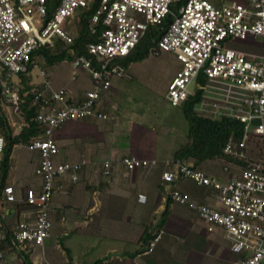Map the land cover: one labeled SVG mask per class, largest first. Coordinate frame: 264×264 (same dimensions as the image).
<instances>
[{
  "label": "built area",
  "instance_id": "built-area-1",
  "mask_svg": "<svg viewBox=\"0 0 264 264\" xmlns=\"http://www.w3.org/2000/svg\"><path fill=\"white\" fill-rule=\"evenodd\" d=\"M90 2L59 0L49 14L50 0H0V93L12 114L20 113V94L14 77L27 71L33 51L53 44V36L71 43L73 37L63 26L78 8H86ZM173 4H178L176 12ZM166 15L172 20L152 52L173 53L180 63L165 92L168 102L178 106L193 94L189 86L199 73L209 81L236 85L247 96L235 102L203 99L195 107L200 116L212 119L224 116L242 123L240 136L230 134L223 144V152L229 158L223 171L234 169L229 179L218 180L180 159L169 162L161 179L167 186L182 179L216 190L219 206L195 202L187 192L171 186L168 195L172 202L186 204L209 228H222L231 252L239 255L233 264H264V0H228L219 4L210 0H100L89 21V31L98 40L86 44V55L71 59L70 79L84 72L91 80V89L83 99L71 100L66 87L53 88L45 70L39 69L42 81L33 90V98L39 106L36 120L42 132L24 145L39 156L34 169L38 190L27 188L23 199L34 209L35 216L15 224L13 243L43 244L50 235L53 194L62 188L59 178L69 174L76 181L78 171L92 163L86 158L56 161L59 148L54 130L70 120L89 116L107 118L98 109L101 94L109 89L113 77L126 76L125 69L114 63V59L127 56L147 26L159 23ZM249 36L260 46L243 49L231 45L230 38ZM3 150L4 138L0 135V159ZM155 162L134 155L121 158L128 169ZM111 172L112 163L104 161L102 174L109 176ZM138 200L144 202L145 195L138 194ZM16 201L14 187L6 184L0 202ZM161 237L159 230L136 257L150 254ZM3 238L0 227V241ZM0 264L16 262L8 260L0 249Z\"/></svg>",
  "mask_w": 264,
  "mask_h": 264
},
{
  "label": "crops",
  "instance_id": "crops-1",
  "mask_svg": "<svg viewBox=\"0 0 264 264\" xmlns=\"http://www.w3.org/2000/svg\"><path fill=\"white\" fill-rule=\"evenodd\" d=\"M160 53L176 59L173 53ZM149 57L130 64L125 68L126 76L112 78L109 89L102 92L98 109L107 118L70 120L54 130L59 148L56 161L86 158L92 163L78 171L76 181L69 174L59 178L62 188L53 194L50 235L43 244L11 249L4 243L2 250L8 260L23 264L19 250L29 252L33 264H233L239 258L231 252L222 228H209L186 204L174 203L168 195L171 186L187 192L195 202L219 206L218 192L182 179L167 186L161 179L162 172L175 159L177 148L186 142L188 130L181 108L182 118L178 116L176 107L181 104L173 106L165 98L167 86L179 67L175 66L166 79L159 102L156 104L154 97L148 99L150 109L136 101L126 102V90L136 89L126 84L130 70ZM34 63L31 73L37 86L42 81L39 69H43L51 86L66 87L73 101L83 99L91 89V80L84 72L70 79L72 66L64 78L60 62L49 64L40 54ZM47 65L54 68L49 71ZM141 66L138 69L143 70ZM177 130L180 134L172 133ZM125 155L156 162L128 169L121 163ZM10 159L12 168L6 184L14 187L17 201L0 202V227L6 226L13 232L18 221L34 219V209L23 199L27 188L38 190L34 169L39 156L29 150V155L20 160L12 152ZM104 161L112 163L109 176L102 174ZM184 161L223 182L234 172L223 171L225 160L220 158ZM140 193L145 195L144 202L138 200ZM22 201L23 204H17ZM159 230L162 237L153 251L136 257Z\"/></svg>",
  "mask_w": 264,
  "mask_h": 264
},
{
  "label": "trees",
  "instance_id": "trees-1",
  "mask_svg": "<svg viewBox=\"0 0 264 264\" xmlns=\"http://www.w3.org/2000/svg\"><path fill=\"white\" fill-rule=\"evenodd\" d=\"M59 0H50L49 14L57 5ZM100 0H91L86 8H82L79 12L78 31L73 36L72 42L69 43V51L62 48L51 51L47 46L35 50L31 54V61L28 63L26 72L17 74L18 81L14 82L20 94V117L21 126H13L9 122L7 112L4 109V97L0 93V135L4 138V150L0 159V199L2 188L6 185V179L12 168L11 154L14 147L29 143L33 138L42 132L41 124L36 120V114L39 106L33 98V90L37 85L33 82L32 69L34 60L38 55H43L47 63L53 64L65 59L66 56L74 57L77 55H86V44L90 41L98 40L97 35H93L89 31L90 17L96 11ZM52 3H54L52 5ZM170 15L164 16L159 23L148 25L143 35L140 37L136 46L127 56L114 59V63L119 64L123 69L127 68L134 62H140L147 58L152 48H155L157 41L166 30L171 22ZM62 44L65 42L62 40ZM196 89L193 94L189 95L181 104L183 115L187 121L188 130L186 134V142L177 148L175 159L186 160L195 158L203 160L207 158H220L228 160L229 158L223 152V144L230 134L240 136L242 132V123L229 117H220L212 119L200 116L195 107L205 98L206 88L209 79L202 73L196 77ZM25 202V201H24ZM17 204H23L19 202ZM26 204V202H25ZM4 238L0 241V249L6 243L11 249H16L17 244L13 243V232L3 227ZM19 256L23 264H33L30 260L29 252L19 250ZM96 264V262H95Z\"/></svg>",
  "mask_w": 264,
  "mask_h": 264
},
{
  "label": "rangeland",
  "instance_id": "rangeland-1",
  "mask_svg": "<svg viewBox=\"0 0 264 264\" xmlns=\"http://www.w3.org/2000/svg\"><path fill=\"white\" fill-rule=\"evenodd\" d=\"M224 1L226 0H210V2H212L213 4H219ZM53 4L54 3H52V5ZM81 9L82 8H78L76 12L68 18V22H66L63 26L65 31L69 33L72 37L78 31V27H79L78 18ZM172 9L174 10V12H176L178 9V4H173ZM52 41L53 44L47 46L49 50L54 52L62 48V45H64L63 49L69 51L68 49L69 44L67 43L62 44L63 42H61V39L58 36H53ZM230 41H231V45L237 48L248 49L256 45L260 46L259 42L254 40L250 36L247 37L246 39L230 38ZM153 49L155 48L151 49L149 53L150 57L147 60L142 62L140 65L138 64L134 65V67L130 70V74H128L129 75L128 77L130 79H126L127 85L134 86L136 88L130 90L129 86H127L129 89L126 90V94H125L126 102L132 103L136 101L145 109L151 108L149 107V103H148V99L151 100L152 99L151 97H154L156 104L159 102L161 94L165 91L166 79L169 77L170 73L174 70L175 66L180 68V63L178 60L176 59L174 60L172 57H170L167 54H161V53L154 54V52H152L154 51ZM40 58L42 59V61H44L43 57ZM58 62H60L59 65L64 70L63 76L64 78H66L71 71L70 57L66 56L65 59L60 60ZM153 63L154 66L152 67L151 65ZM141 65L143 66V70L138 69L140 68ZM47 67H49V71H51L54 68L51 65H47ZM135 68H137V70ZM36 70L37 69H35V71ZM40 78H42V76ZM13 81L14 82L18 81L17 76L14 77ZM196 84H197L196 81H193L190 84L189 89L191 91L195 90ZM246 96L247 93L236 85H233L231 83L219 82V81H209L206 88L204 99L207 100L208 102L215 100L220 102H235L237 101V99ZM2 102L4 105V109L7 112V116L11 125H13L14 127L15 126L19 127V124L22 123L20 115L12 114L11 108L8 106V103L5 100H3ZM142 102L144 104H142ZM176 108L178 109L177 110L178 116L182 118L181 113H179L181 107L178 106ZM176 127L179 128V124ZM172 133L180 134L178 130ZM13 154L15 156V159L17 158V160L18 159L20 160V158H22L23 156L29 155V150L24 145L21 146L17 145L14 147Z\"/></svg>",
  "mask_w": 264,
  "mask_h": 264
}]
</instances>
